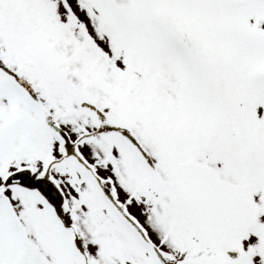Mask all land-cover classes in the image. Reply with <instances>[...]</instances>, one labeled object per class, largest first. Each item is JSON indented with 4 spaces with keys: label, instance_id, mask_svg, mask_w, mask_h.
Listing matches in <instances>:
<instances>
[{
    "label": "snow or ice",
    "instance_id": "snow-or-ice-1",
    "mask_svg": "<svg viewBox=\"0 0 264 264\" xmlns=\"http://www.w3.org/2000/svg\"><path fill=\"white\" fill-rule=\"evenodd\" d=\"M0 264H264V0H0Z\"/></svg>",
    "mask_w": 264,
    "mask_h": 264
}]
</instances>
